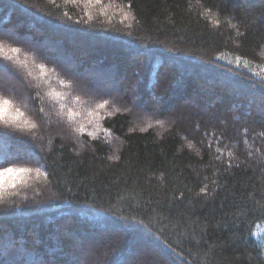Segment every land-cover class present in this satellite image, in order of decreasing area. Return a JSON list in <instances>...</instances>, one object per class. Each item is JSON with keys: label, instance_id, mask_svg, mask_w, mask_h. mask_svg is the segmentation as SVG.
Segmentation results:
<instances>
[{"label": "trees", "instance_id": "obj_1", "mask_svg": "<svg viewBox=\"0 0 264 264\" xmlns=\"http://www.w3.org/2000/svg\"><path fill=\"white\" fill-rule=\"evenodd\" d=\"M0 27L25 84L0 83V160L33 169L0 187V264H74L70 216L120 229L125 251L141 232L171 264H264V0H0ZM67 57L112 58L146 123L77 91Z\"/></svg>", "mask_w": 264, "mask_h": 264}, {"label": "rangeland", "instance_id": "obj_2", "mask_svg": "<svg viewBox=\"0 0 264 264\" xmlns=\"http://www.w3.org/2000/svg\"><path fill=\"white\" fill-rule=\"evenodd\" d=\"M1 28V27H0ZM7 34L17 38L16 34H14L12 29L7 30ZM40 36H44V34H39ZM44 44L37 45L38 49L56 52L58 50L57 46L59 41H55L52 44L46 40H44ZM25 43L27 45H34L30 38H25ZM114 60H110V66H104L103 63L96 65L90 64V68H82L81 73H75L76 69L80 67V59L74 58L70 59L69 57L64 60H59V64H61V68L65 73L71 74L74 76L75 87L77 91L84 93L89 97L96 96H105L106 94L118 105L120 109H125L126 112L133 114L134 118H136V123H146L147 117L151 114H147V112L143 108V102L137 101L138 91L134 86H131L126 89L123 86V79L125 75L123 74V70L117 68V66L113 62ZM96 67V68H95ZM16 72L9 71L8 69L0 66V83L8 86H12L13 88L22 89V86L25 85L23 81V77H19ZM194 74L190 72L188 77L193 78ZM22 78V79H21ZM25 91V90H24ZM26 94V91L24 92ZM131 94V101L129 102L131 108H127V106L123 103L124 96ZM23 95V98L26 99ZM141 100V98H140ZM129 106V107H130ZM156 111L159 112L158 108ZM155 120V118H153ZM137 124H135L137 126ZM3 151V147L0 146V153ZM26 153L31 154L30 151H26ZM6 155V152H3ZM34 157V156H33ZM35 159V157H34ZM16 173L8 174V176L4 178H0V187L10 183L12 178ZM78 217V216H75ZM68 222L70 225H68ZM51 222L45 223V229ZM65 229L61 230V234L64 238H69L72 243L80 244L78 251V258L74 264H159L163 262L164 264H171L170 261L163 258V256L147 241L145 240V236L141 232H137V236L134 238L133 242L125 251V242L127 239V235L118 228H115L111 225H104L103 223L95 224L88 226V222H84L82 218L78 217V220H74L73 217H67L66 221H64ZM264 225V223H263ZM259 224L256 228L255 235L259 236L264 231V226ZM56 229L55 227H53ZM74 228V229H72ZM87 230L88 233H81V230ZM132 230L130 227H127V231ZM72 231H77L80 236L77 237ZM54 232L50 233V236L54 235ZM36 236V233H31ZM61 234H59L61 236ZM4 241V240H3ZM2 243L4 244L9 239ZM56 243L59 244V239L56 237ZM110 244V245H109ZM120 252V255L116 254ZM105 259V261L103 260ZM115 258V259H114ZM56 259H51L48 264H53ZM69 263L68 260H65ZM104 261V263H103ZM114 261V262H113ZM67 263V264H68ZM10 264V263H9ZM12 264V263H11ZM14 264H22L21 262H14ZM38 264V263H31Z\"/></svg>", "mask_w": 264, "mask_h": 264}, {"label": "snow or ice", "instance_id": "obj_3", "mask_svg": "<svg viewBox=\"0 0 264 264\" xmlns=\"http://www.w3.org/2000/svg\"><path fill=\"white\" fill-rule=\"evenodd\" d=\"M95 2L99 3L100 0H95ZM129 7H130V5H129ZM12 38H14V37L9 36V39H12ZM10 51L13 52V53H19L21 51V49L20 48H11ZM40 67L43 68L44 65H40ZM57 95H59V94H57ZM76 100L79 101V97L78 96L76 97ZM106 103H107V101H105V103H103V104H99L98 107L103 108ZM10 105H11V101H9L8 99L0 97V118H2L3 115L7 112V109H8V107ZM16 111L19 113V109H17ZM19 114L23 115V113H19ZM70 115H72L71 112H70ZM31 127L35 128L36 125L33 124V125H31ZM142 131H143V129H142ZM3 135H4L3 133H0V136H3ZM9 163H14V161H11V160H0V169H2V171H0V178H4V177L8 176V174L25 173V172H30V171L33 170L31 168L7 167L6 165L9 164ZM36 171L39 172L40 169L37 168ZM205 191H206V189H204V188L201 189V192H205Z\"/></svg>", "mask_w": 264, "mask_h": 264}]
</instances>
